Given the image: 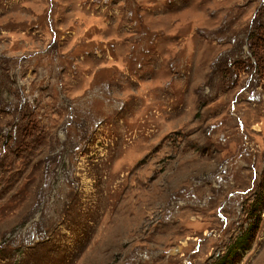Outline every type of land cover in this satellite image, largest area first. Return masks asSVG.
Returning <instances> with one entry per match:
<instances>
[{"label": "rangeland", "instance_id": "1", "mask_svg": "<svg viewBox=\"0 0 264 264\" xmlns=\"http://www.w3.org/2000/svg\"><path fill=\"white\" fill-rule=\"evenodd\" d=\"M249 214L234 264H264V0H0V264H215Z\"/></svg>", "mask_w": 264, "mask_h": 264}, {"label": "trees", "instance_id": "2", "mask_svg": "<svg viewBox=\"0 0 264 264\" xmlns=\"http://www.w3.org/2000/svg\"><path fill=\"white\" fill-rule=\"evenodd\" d=\"M258 202L259 200H256V201L254 200L253 205H256L257 207H259L261 203L259 204ZM252 217L253 216L249 214L250 221L248 223V226L245 232L240 236V238L234 242V247L232 248V250L226 251L215 264H234L235 263V257L237 255V251L243 248L244 246H246L245 244L249 240V236H250L249 232H252L256 227V222L254 221V219L251 220Z\"/></svg>", "mask_w": 264, "mask_h": 264}]
</instances>
